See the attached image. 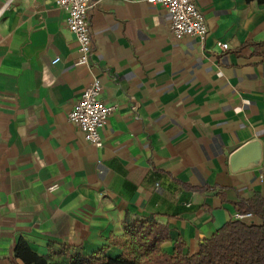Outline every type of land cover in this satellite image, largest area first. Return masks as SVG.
<instances>
[{"label": "crops", "instance_id": "0c3cea01", "mask_svg": "<svg viewBox=\"0 0 264 264\" xmlns=\"http://www.w3.org/2000/svg\"><path fill=\"white\" fill-rule=\"evenodd\" d=\"M191 1L201 39L175 38L167 10L146 0H90L89 66L76 65L54 0H14L0 14V264H24L19 242L51 262L62 248L108 247L114 259L133 220L166 226L164 251L178 239L195 251L264 197V57L248 46L264 41V3ZM93 78L111 108L100 148L68 120ZM250 142L260 164L232 172Z\"/></svg>", "mask_w": 264, "mask_h": 264}, {"label": "trees", "instance_id": "16d2710c", "mask_svg": "<svg viewBox=\"0 0 264 264\" xmlns=\"http://www.w3.org/2000/svg\"><path fill=\"white\" fill-rule=\"evenodd\" d=\"M248 46L253 55L264 57V41ZM239 214H250L251 218L230 220L201 239L195 251L186 250L178 239L166 252L162 248L170 238L166 226L153 220H133L125 222L122 236L112 241L121 250L114 259L106 257L108 247L90 256L62 248L55 255L65 258L58 262L38 257L23 242L18 243L15 253L24 264H264V197L255 195L241 204Z\"/></svg>", "mask_w": 264, "mask_h": 264}, {"label": "built area", "instance_id": "2783aa9c", "mask_svg": "<svg viewBox=\"0 0 264 264\" xmlns=\"http://www.w3.org/2000/svg\"><path fill=\"white\" fill-rule=\"evenodd\" d=\"M14 0H6L1 13L8 10ZM151 5H160L169 13L171 32L180 39L184 36L204 38L207 28L203 14L191 0H146ZM54 5L66 11L67 29L73 35L77 44L79 59L76 65H90L92 43L88 29L89 11L92 8L90 0H54ZM222 48L226 49V45ZM59 60L55 59V64ZM103 86L99 78H93L90 85L81 92L79 99L68 114V120L83 133L85 141L95 147L102 146L100 131L104 127L111 108L100 99ZM250 214H238L234 220L250 219Z\"/></svg>", "mask_w": 264, "mask_h": 264}, {"label": "water", "instance_id": "95a60500", "mask_svg": "<svg viewBox=\"0 0 264 264\" xmlns=\"http://www.w3.org/2000/svg\"><path fill=\"white\" fill-rule=\"evenodd\" d=\"M261 159L262 151L258 142H250L231 155L229 160L230 170L237 172L241 169L258 166Z\"/></svg>", "mask_w": 264, "mask_h": 264}]
</instances>
